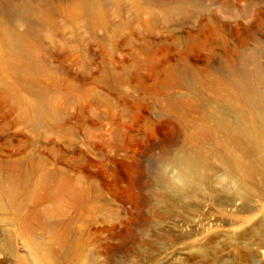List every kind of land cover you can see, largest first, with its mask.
<instances>
[{"label":"rangeland","instance_id":"374dc122","mask_svg":"<svg viewBox=\"0 0 264 264\" xmlns=\"http://www.w3.org/2000/svg\"><path fill=\"white\" fill-rule=\"evenodd\" d=\"M49 1L28 37L37 61L9 52L0 72V180L14 183L0 264H264V196L245 210L216 187L183 196L153 181L183 138L171 100L190 90L173 73L188 66L227 108L229 69L252 54L264 68V0H95L92 25L93 0Z\"/></svg>","mask_w":264,"mask_h":264},{"label":"bare ground","instance_id":"6f19581e","mask_svg":"<svg viewBox=\"0 0 264 264\" xmlns=\"http://www.w3.org/2000/svg\"><path fill=\"white\" fill-rule=\"evenodd\" d=\"M49 3V0L21 5L10 2L5 9L0 8V72L4 73V68L10 65L9 61H4L10 59L9 52L37 61L28 37L37 29L40 17L43 18L40 9ZM99 3L93 0L83 4L87 24L92 25L97 20ZM15 17L27 26L25 32L8 25ZM249 61H253L251 68ZM241 62L238 68L229 69L226 78L227 88L222 97L227 108L208 103L199 89L196 72L188 66L173 73V81L189 88L190 94L171 100L183 138L175 154L164 161L166 171L153 175L154 183L161 189L173 190L183 196H197L216 187L231 196L229 201H242L245 210L250 209L247 203L264 196V68L257 62L255 54ZM37 99L36 119L49 120L52 116L49 101L40 92ZM192 110H197L198 115L190 125L184 120ZM168 168L177 173L171 176ZM13 186L11 180H0V199L1 194H7ZM210 196H214V191ZM160 201L165 202V198ZM258 234L264 237V230Z\"/></svg>","mask_w":264,"mask_h":264}]
</instances>
